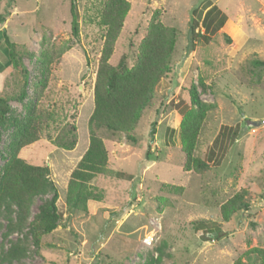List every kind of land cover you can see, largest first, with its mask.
Returning <instances> with one entry per match:
<instances>
[{
	"label": "rangeland",
	"instance_id": "374dc122",
	"mask_svg": "<svg viewBox=\"0 0 264 264\" xmlns=\"http://www.w3.org/2000/svg\"><path fill=\"white\" fill-rule=\"evenodd\" d=\"M70 1L0 0V13H8L0 31L15 43L28 74L23 88L20 67L4 64L0 47V95L11 107L1 129L0 178L14 155L16 124L36 116L38 139L15 155L49 167L62 212L37 245L26 227L7 231L1 215L0 264H232L238 257L242 264H260L244 253L264 247V65L255 63L264 62V0H128L109 62L125 54L133 64L156 12L177 30L174 49L130 133L134 140L124 132L97 131L108 170L88 182L99 197L89 199L85 211L70 209L66 192L89 144L104 0H73L77 35ZM212 5L226 15L224 24L207 39L194 36L191 27L203 32L202 18ZM192 86L204 106L193 151L208 164L201 171L185 168L180 142L181 121L196 109ZM238 193L248 209L223 220L222 204ZM42 197L33 198L30 218ZM11 247L18 256L10 257Z\"/></svg>",
	"mask_w": 264,
	"mask_h": 264
},
{
	"label": "trees",
	"instance_id": "16d2710c",
	"mask_svg": "<svg viewBox=\"0 0 264 264\" xmlns=\"http://www.w3.org/2000/svg\"><path fill=\"white\" fill-rule=\"evenodd\" d=\"M129 8L128 0H104L101 9L99 23L105 31L93 82L94 107L88 119L89 144L76 167L71 171L67 184L66 199L70 209L75 211H85L87 201L99 197L91 191L88 182L108 170L107 150L97 131L104 129L124 132L128 139L133 141L134 138L130 133L142 110L151 100L159 78L169 69V58L174 49L177 30L175 27L163 25L157 12L153 14L148 29L139 43L133 64L130 67L127 65L125 54L116 64L109 62ZM7 14V12L0 13V22L5 20ZM70 14L72 32L77 35V13L73 0L70 1ZM225 20L226 15L216 5H212L203 15L201 21L203 32H194V26L191 27V31L195 33L194 36L207 39L224 24ZM225 40L230 41L227 36ZM0 47L5 52L4 64L20 67L24 88L28 81L27 70L21 62L20 52L15 49V43L10 40L4 29L0 31ZM255 63L264 65V62L259 60ZM190 95L196 109L187 111L181 121V150L185 155V168L201 171L208 164L201 158L194 157L193 151L204 119V106L194 86L190 88ZM23 96L24 94H21L20 98L22 99ZM10 113L9 98L0 95V139L1 129L8 124ZM16 125L20 126L14 135V155L6 162L0 178V218L1 215L6 218L9 232L21 231L26 227L25 233L29 234L33 243L37 245L43 234L50 233L57 227L62 220V212L56 204L58 192L50 178L49 167L29 163L15 155L21 146L38 139V129H34L36 116L30 114L23 123ZM154 125L153 122L151 136L154 134ZM46 194H50V197H42ZM35 196L42 198L37 211L30 218V206ZM11 206L15 207V221L10 217ZM248 207L249 203L243 201L242 195L238 193L222 204L221 216L223 220H227L234 212L247 210ZM198 223L201 225L203 221ZM18 251L19 249L11 247L10 257L18 256ZM244 255L248 260L253 259L254 262L264 264V247L250 248ZM232 264H242L241 258L238 257Z\"/></svg>",
	"mask_w": 264,
	"mask_h": 264
},
{
	"label": "water",
	"instance_id": "95a60500",
	"mask_svg": "<svg viewBox=\"0 0 264 264\" xmlns=\"http://www.w3.org/2000/svg\"><path fill=\"white\" fill-rule=\"evenodd\" d=\"M262 121H264V120H262Z\"/></svg>",
	"mask_w": 264,
	"mask_h": 264
}]
</instances>
